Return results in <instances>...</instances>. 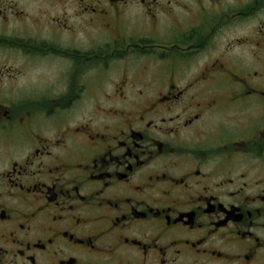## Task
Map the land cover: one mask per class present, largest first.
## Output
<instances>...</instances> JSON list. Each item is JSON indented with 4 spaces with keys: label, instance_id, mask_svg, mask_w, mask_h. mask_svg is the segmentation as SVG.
<instances>
[{
    "label": "flooded vegetation",
    "instance_id": "flooded-vegetation-1",
    "mask_svg": "<svg viewBox=\"0 0 264 264\" xmlns=\"http://www.w3.org/2000/svg\"><path fill=\"white\" fill-rule=\"evenodd\" d=\"M0 264H264V0H0Z\"/></svg>",
    "mask_w": 264,
    "mask_h": 264
}]
</instances>
